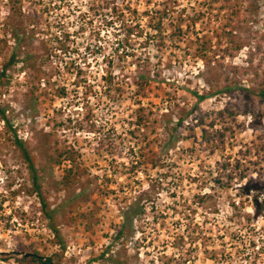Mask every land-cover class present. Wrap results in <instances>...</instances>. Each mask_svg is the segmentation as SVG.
<instances>
[{"label": "rangeland", "instance_id": "1", "mask_svg": "<svg viewBox=\"0 0 264 264\" xmlns=\"http://www.w3.org/2000/svg\"><path fill=\"white\" fill-rule=\"evenodd\" d=\"M5 67L0 264H114L98 257L138 197L118 263L264 264V188L241 190L264 187V0H0Z\"/></svg>", "mask_w": 264, "mask_h": 264}, {"label": "trees", "instance_id": "2", "mask_svg": "<svg viewBox=\"0 0 264 264\" xmlns=\"http://www.w3.org/2000/svg\"><path fill=\"white\" fill-rule=\"evenodd\" d=\"M133 12L135 13V11ZM153 13L155 15L159 14V16L154 17L152 16ZM142 15L144 16L150 15L149 21L144 27L149 28L153 32V33L145 34V36H147L145 37V39H148V41L153 40L156 46H159V44L163 45L164 43V35H163L164 33L163 32L165 28L162 22H163V16H165L166 14L164 12H159V11H156V12L145 11L144 13H142ZM135 27H138V25H135ZM142 31H143V28L142 27L139 28L137 32L138 34L137 36H141ZM130 32H132V29H128L127 34H129ZM13 38H16L15 35ZM240 47H241L240 45H236L235 50H239ZM13 59L14 57L12 56L11 61ZM5 73H6V67L0 72V81L2 77L5 76ZM143 79H145L143 75H138L133 81L134 82L133 84L137 88L136 89L137 95L139 94V92L144 90V87L147 84V82H140V80H143ZM230 88H231L230 86L227 87V89H230ZM252 94L260 97L261 100H263L264 102V89L254 90ZM199 99H202V98L199 97ZM137 111L138 112L144 111V107L140 106ZM0 117L2 118V120H6L5 111L1 107H0ZM141 121L142 120L140 118L139 119L137 118L136 122L140 123ZM15 143L23 151V155H24L25 160L28 163V167L32 175L34 184L37 185L38 179L36 176V170L34 168L32 160L29 157L28 152L26 151L23 143L20 140L15 139ZM263 188L264 187L260 186L258 182L251 183L249 181L243 185L241 190L243 191L245 195H248L249 192L251 191H260ZM262 203H264V201L263 202L261 201L260 203L257 200L254 201L253 204H254L255 213L258 214L260 212L262 208ZM144 212H145V206L143 205V203L140 202L139 197L135 199L134 202L129 203L128 205L123 207L120 213L121 224L116 229L115 235L113 236V238H111L112 240H111L110 245L105 247V249L102 251V253L99 255L98 258L109 260L113 262L114 264H120L118 263L119 261L116 259V252L113 251L112 248L115 245V243L119 242L120 240L123 241L124 239H127L128 237L133 238L138 233V231H136L137 227L135 223L144 215ZM54 231H55V234H57L56 229H54ZM178 238L180 242L183 244L182 242V240L184 239L183 236L178 237ZM61 258H62L61 255H59L58 253H53L49 256H42L35 252V253H27V254L21 255L19 261L21 264H63Z\"/></svg>", "mask_w": 264, "mask_h": 264}]
</instances>
